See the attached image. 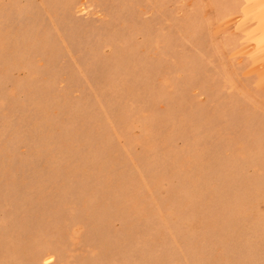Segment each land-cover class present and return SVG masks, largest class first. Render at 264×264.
Segmentation results:
<instances>
[{"label": "rangeland", "instance_id": "rangeland-1", "mask_svg": "<svg viewBox=\"0 0 264 264\" xmlns=\"http://www.w3.org/2000/svg\"><path fill=\"white\" fill-rule=\"evenodd\" d=\"M0 264H264V0H0Z\"/></svg>", "mask_w": 264, "mask_h": 264}]
</instances>
